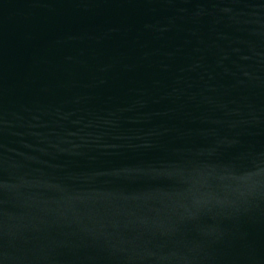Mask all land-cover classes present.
Listing matches in <instances>:
<instances>
[{
  "label": "water",
  "instance_id": "1",
  "mask_svg": "<svg viewBox=\"0 0 264 264\" xmlns=\"http://www.w3.org/2000/svg\"><path fill=\"white\" fill-rule=\"evenodd\" d=\"M0 264H264V0H0Z\"/></svg>",
  "mask_w": 264,
  "mask_h": 264
}]
</instances>
